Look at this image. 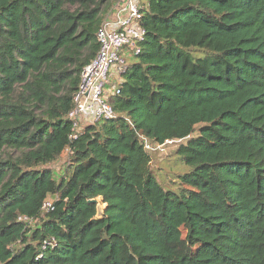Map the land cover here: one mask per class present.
<instances>
[{
    "label": "trees",
    "instance_id": "1",
    "mask_svg": "<svg viewBox=\"0 0 264 264\" xmlns=\"http://www.w3.org/2000/svg\"><path fill=\"white\" fill-rule=\"evenodd\" d=\"M115 2L0 0V264H264V0H142L116 117L70 141ZM166 140L187 168L174 189L142 143Z\"/></svg>",
    "mask_w": 264,
    "mask_h": 264
},
{
    "label": "built area",
    "instance_id": "2",
    "mask_svg": "<svg viewBox=\"0 0 264 264\" xmlns=\"http://www.w3.org/2000/svg\"><path fill=\"white\" fill-rule=\"evenodd\" d=\"M144 15L142 0H116L106 20L96 33L98 50L80 72L78 87L73 95L67 119L71 133L69 140H76L88 126L112 120L116 113L110 98L120 94V86L129 71L132 60L141 53L145 29L141 24ZM178 141L166 140L161 144L143 141L145 150L164 153L167 146ZM67 151L70 150L67 148ZM54 199L47 197L41 212L54 210ZM18 222L32 225L35 218L19 216ZM56 245L55 239L44 240L42 250Z\"/></svg>",
    "mask_w": 264,
    "mask_h": 264
},
{
    "label": "rangeland",
    "instance_id": "3",
    "mask_svg": "<svg viewBox=\"0 0 264 264\" xmlns=\"http://www.w3.org/2000/svg\"><path fill=\"white\" fill-rule=\"evenodd\" d=\"M193 135H197V130ZM178 144L179 141L173 145L167 146L164 153L152 152L153 155L149 168L152 170L157 182L165 189L177 188L179 185V181L177 179L178 175L187 171V168L177 160L174 154V150ZM69 164L70 152L64 150L59 158L48 166V168L53 171L55 178L59 179L67 175V168L69 167ZM50 198L55 199V197L51 196ZM96 200L98 208L100 209L99 214H101L105 205L102 204L101 198H97ZM32 227L37 228V225L34 224Z\"/></svg>",
    "mask_w": 264,
    "mask_h": 264
},
{
    "label": "water",
    "instance_id": "4",
    "mask_svg": "<svg viewBox=\"0 0 264 264\" xmlns=\"http://www.w3.org/2000/svg\"><path fill=\"white\" fill-rule=\"evenodd\" d=\"M101 200H102V198H101ZM90 202L97 203V200H91Z\"/></svg>",
    "mask_w": 264,
    "mask_h": 264
}]
</instances>
